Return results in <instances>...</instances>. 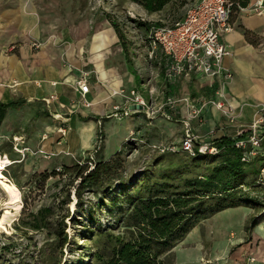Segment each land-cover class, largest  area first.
Here are the masks:
<instances>
[{"label": "rangeland", "instance_id": "1", "mask_svg": "<svg viewBox=\"0 0 264 264\" xmlns=\"http://www.w3.org/2000/svg\"><path fill=\"white\" fill-rule=\"evenodd\" d=\"M194 1L171 0L161 12L153 14L134 0H35L31 3L30 10L35 12L43 29L40 39L34 37L36 33L27 35L28 46L36 52L48 41L60 43L58 62L66 69H73L79 77L86 74L91 85L101 81L106 100L100 112L83 111L82 117L98 118L99 123L92 148L81 154L73 151L76 144L72 131L64 124H55L51 115L54 110L46 108L43 102L5 113L0 126V156L10 163L4 175L20 193V198L17 204L10 205L9 197L0 190V219H3L0 264H106L107 244L103 234L110 228L116 234L123 231L115 226L113 214L118 210L111 206L115 197L121 201L126 197L124 193L119 194L121 184L131 194L134 187L142 185L146 173L155 178L172 169V174L192 178L216 165V159H201L196 167L194 158L181 150L184 126L180 121L184 106H180L172 119L167 117L168 94L162 67L157 60L149 58L146 41L153 25L171 26L185 16ZM10 48L3 50L5 56H11ZM131 66L138 78L132 75ZM4 89L5 101L21 100L27 95L13 87ZM131 91L148 103V114L121 120L110 117L113 107L126 106L124 96ZM60 130H66L65 135ZM46 133L53 147V154L47 153L51 155L50 160L39 153L41 147L37 148L38 140L42 141L41 135ZM60 142L67 153L54 151ZM24 148L29 152L19 154ZM119 151H122L123 167L108 182L114 195L103 204L100 196L86 192L85 207L81 210L75 196L79 182L74 176L62 175L46 183L37 177L47 169L49 173L54 169L62 173L65 165L89 163L92 167L94 163L108 161ZM184 163L194 170L184 171ZM171 183L181 186L178 179ZM251 197L258 201V206L227 210L201 221L163 259L167 264H248V259L253 257L252 264H264V192L256 190ZM122 205L125 210L129 209L126 203ZM44 209L51 212L43 217L41 228L31 229V215ZM255 217L261 218V223L248 232ZM64 235L67 242L62 245ZM98 250L104 256L103 262L95 257ZM260 258L263 262H259Z\"/></svg>", "mask_w": 264, "mask_h": 264}, {"label": "crops", "instance_id": "2", "mask_svg": "<svg viewBox=\"0 0 264 264\" xmlns=\"http://www.w3.org/2000/svg\"><path fill=\"white\" fill-rule=\"evenodd\" d=\"M33 1L35 3V0H0V103L25 101L27 106L43 102L46 108L54 110L51 114L55 118L53 122L64 124L69 127L70 132L72 131L76 144L73 151L75 154H81L84 150L92 148L99 123L98 118H84L82 114L83 111L100 112V109L104 108L106 100V92L102 89L104 84L98 81L99 84L91 85L89 81L91 92L88 100L92 103V108L83 109L79 95L74 90L75 83L80 77L73 69L70 71L58 62L61 51L57 47L60 43L51 44L48 41L39 51H32L33 48L27 44L29 41L27 35L36 33L34 37L40 39V32L43 29L38 25L35 12L30 10ZM229 1L235 5L231 15L233 29L223 35L221 41L232 51V55L223 61L224 67L233 76L232 80L227 82L223 89L220 88L223 81L208 77H192L181 81L175 88L166 86L168 95L175 94L194 103L202 98L223 102L235 109L237 117L235 125L226 124L220 111L212 106L204 111L203 122H191L193 131L209 141L221 138L231 140L239 128L248 126L253 121L258 110L264 109V13L258 15L250 12L259 0ZM238 5L249 10L241 12ZM19 42L22 45H16ZM9 47L10 57L3 54V50ZM158 57L160 59L161 55L158 54ZM6 86L25 91L27 95L21 100L5 101ZM219 89L223 92L221 93ZM52 97L54 99H51ZM181 109L183 113L180 123L187 119L185 107ZM222 125L226 126L224 130L221 128ZM45 135L46 140H38L37 148L41 147L40 150L43 152L53 154L48 133L41 136ZM54 148L59 154L67 153L62 142ZM259 262L263 260L260 258Z\"/></svg>", "mask_w": 264, "mask_h": 264}, {"label": "trees", "instance_id": "3", "mask_svg": "<svg viewBox=\"0 0 264 264\" xmlns=\"http://www.w3.org/2000/svg\"><path fill=\"white\" fill-rule=\"evenodd\" d=\"M134 1L150 14L161 12L171 2V0ZM184 17L175 23L182 21ZM121 39L123 40V37ZM131 69L132 75L137 77L132 66ZM26 104L25 101L0 103V126L8 110L21 111ZM215 142L219 149L217 154H200L196 150L192 156L196 167L199 166L201 159L217 160L216 165L207 167V173L194 175L192 178H186L180 173L172 174V169L160 173L155 178L146 173L141 181L142 185L134 187L131 194L127 192L128 188L121 184L119 194L124 193L126 197L123 201L115 197L111 200V206L118 210L117 214L112 213L115 226L123 231L116 234L110 228L103 234L107 244L106 264H167L163 257L183 241L201 221L227 210L250 205L258 206V201L251 197V193L256 190L264 192V184L258 181L260 170L264 167V158L246 163L242 161V152L235 149L231 140L221 138ZM182 166L186 172L194 170V167L189 168L186 163ZM122 167V151H119L108 161L94 163L92 167L89 163H77L71 167L65 165L62 167V173H58L56 169L49 173L47 169L37 177L42 183H46L49 179L62 175L74 176L75 181L79 182L75 188L77 206L83 210L85 207L83 197L86 192L100 196L102 204L106 198L114 195L112 187L107 184ZM174 179H178L181 186L172 184ZM246 190L249 191L245 192ZM70 194L69 192L68 199ZM124 203L129 209L123 208ZM25 210L26 207H23V212ZM50 212V209H44L36 215H31V229H40L43 217ZM260 223L261 218H253L247 231L250 232ZM62 240L61 244L65 245L67 235H64ZM95 257L98 262L104 260L99 250Z\"/></svg>", "mask_w": 264, "mask_h": 264}, {"label": "built area", "instance_id": "4", "mask_svg": "<svg viewBox=\"0 0 264 264\" xmlns=\"http://www.w3.org/2000/svg\"><path fill=\"white\" fill-rule=\"evenodd\" d=\"M233 7L234 4L229 0H196L187 9L182 21L169 27L153 25L150 28L146 39L149 58L159 61L167 87L175 88L181 81L192 77H208L223 81V86L220 87L223 89L227 82L232 80V74L223 65L224 59L230 57L232 51L222 43L221 38L233 29L231 24ZM239 10L245 12L249 9L239 6ZM250 12L258 15L263 14L264 0H259ZM158 54L161 55L160 59ZM89 79L86 74H83L74 86L83 109L92 108V103L88 100V95L91 92ZM124 98L126 106L123 109L115 107L110 117L121 120L140 113L148 114L150 109L148 103L135 91H131ZM132 105H138L142 107V110H130ZM182 105L186 109L187 119L182 121L184 133L180 141L181 150L191 156L195 155L196 150L200 154H217L219 149L216 142L206 140L195 133L191 122H203L204 111L212 106L220 111L226 124L235 125L237 121L235 109L223 102L202 98L194 103L188 98L179 99L175 94H170L165 103V106L169 108L167 117L172 119V116L178 113V109ZM221 128L224 130L226 126L222 125ZM65 131L60 130L59 132L65 135ZM214 131L212 134L215 133ZM17 140L15 138L16 142ZM42 140H46V135ZM231 141L235 149L242 152L243 162L264 158V109L256 112L253 121L248 126L239 128ZM166 150L169 149H162L163 152ZM25 151L29 152L26 148L18 152L24 155ZM39 153L44 155V159H51V155L42 150ZM258 181L264 184V167L260 170ZM248 261V264H252L255 259L251 257ZM206 264L211 263L207 262Z\"/></svg>", "mask_w": 264, "mask_h": 264}, {"label": "bare ground", "instance_id": "5", "mask_svg": "<svg viewBox=\"0 0 264 264\" xmlns=\"http://www.w3.org/2000/svg\"><path fill=\"white\" fill-rule=\"evenodd\" d=\"M9 165L10 163L8 162V160L3 159L0 156V190L9 197L10 205H12L15 203L17 204L20 198V193L4 175V171ZM2 220L0 219V229H2Z\"/></svg>", "mask_w": 264, "mask_h": 264}, {"label": "water", "instance_id": "6", "mask_svg": "<svg viewBox=\"0 0 264 264\" xmlns=\"http://www.w3.org/2000/svg\"><path fill=\"white\" fill-rule=\"evenodd\" d=\"M130 110H133V111L139 110V111H141L142 110V107H140L138 105H132V106H130Z\"/></svg>", "mask_w": 264, "mask_h": 264}]
</instances>
